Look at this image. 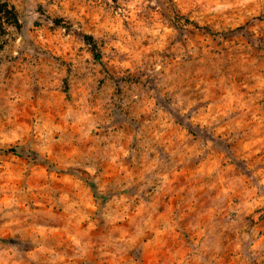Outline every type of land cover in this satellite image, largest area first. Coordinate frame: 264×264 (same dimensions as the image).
I'll return each instance as SVG.
<instances>
[{
	"label": "clouds",
	"instance_id": "9594fccd",
	"mask_svg": "<svg viewBox=\"0 0 264 264\" xmlns=\"http://www.w3.org/2000/svg\"><path fill=\"white\" fill-rule=\"evenodd\" d=\"M0 264H264V0H0Z\"/></svg>",
	"mask_w": 264,
	"mask_h": 264
},
{
	"label": "rangeland",
	"instance_id": "374dc122",
	"mask_svg": "<svg viewBox=\"0 0 264 264\" xmlns=\"http://www.w3.org/2000/svg\"><path fill=\"white\" fill-rule=\"evenodd\" d=\"M189 134H190V135H193V136L196 135L195 131H192V132H190ZM229 147H231V146H230V145H226L224 142H221V144H220V146H219V152H224L225 149H226V148H229ZM10 151H11V150H10ZM13 151H14V150H13ZM126 163H129V162L126 161Z\"/></svg>",
	"mask_w": 264,
	"mask_h": 264
},
{
	"label": "trees",
	"instance_id": "16d2710c",
	"mask_svg": "<svg viewBox=\"0 0 264 264\" xmlns=\"http://www.w3.org/2000/svg\"><path fill=\"white\" fill-rule=\"evenodd\" d=\"M11 151H13V150H11Z\"/></svg>",
	"mask_w": 264,
	"mask_h": 264
}]
</instances>
